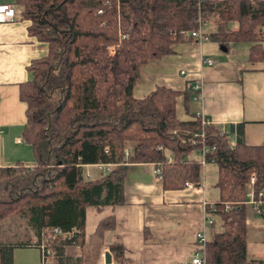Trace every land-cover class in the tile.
Wrapping results in <instances>:
<instances>
[{
    "label": "trees",
    "instance_id": "16d2710c",
    "mask_svg": "<svg viewBox=\"0 0 264 264\" xmlns=\"http://www.w3.org/2000/svg\"><path fill=\"white\" fill-rule=\"evenodd\" d=\"M17 18L30 22L31 36L48 45L32 60L29 80L20 85L27 104L24 139L35 166L0 170V221L28 207L39 234L47 227L71 233L56 244L78 245L87 259L86 209L120 205L124 164H163V187L202 183V161L191 159L207 148L206 161L218 165L216 213L224 230L207 244L208 264H255L247 254V189L255 176V199L264 217V142L247 145L242 125L233 130L234 147L218 125L199 118L181 120L180 91L159 86L144 98L134 89L139 68L172 52L174 42L192 41L200 21L211 22V38L221 43H252L251 61L264 59V0H16ZM102 10V13H99ZM236 22L233 29L228 22ZM114 46L112 54L109 47ZM204 131L205 140L197 134ZM130 145V154L125 147ZM86 164H112L97 180H85ZM226 204L232 208L227 209ZM116 225L113 216L98 224L95 236ZM54 243V244H55ZM13 247L0 244V264H13ZM115 264H124L121 245H112Z\"/></svg>",
    "mask_w": 264,
    "mask_h": 264
},
{
    "label": "crops",
    "instance_id": "0c3cea01",
    "mask_svg": "<svg viewBox=\"0 0 264 264\" xmlns=\"http://www.w3.org/2000/svg\"><path fill=\"white\" fill-rule=\"evenodd\" d=\"M1 2L16 6L8 0ZM29 26V21L17 17L12 23L0 24V170L36 163L33 147L23 136L27 104L20 97V85L31 77L28 66L32 60L48 54V45L31 36ZM236 26V22L227 23L230 29ZM216 29L210 22L209 30L213 33ZM251 45L221 43L212 38L203 43L174 42L171 53L140 66L134 96L144 98L159 86L180 91L176 106L181 120H193L203 112L211 124L226 132L232 147L238 139L233 125L235 128L242 125L247 145H260L264 142V59H249ZM205 58L212 59L213 64L205 63ZM198 81L203 83L200 92L193 89ZM193 153L196 157L190 156L191 159L204 162L201 150ZM205 163H202V187L169 190L155 173L154 163L126 162L124 203L90 205L86 209L85 242L94 245L96 251L87 259L76 245L84 254L83 260L108 264L105 254L109 251L112 258L109 264H115L111 246L121 245L124 264H191L197 233L205 228L210 240L224 230L214 209L220 199L216 187L218 165L214 161ZM110 170L100 164H86L83 176L85 180H97ZM245 208L248 257L255 264H264V217L248 203ZM111 216L116 225L105 230L100 243L95 236L98 224ZM207 216L214 220L213 225L205 224ZM14 224L10 218L0 222V244L13 247V264H40L41 251L33 244L39 239L37 230L31 224L32 233L20 239L13 231L19 224Z\"/></svg>",
    "mask_w": 264,
    "mask_h": 264
},
{
    "label": "built area",
    "instance_id": "2783aa9c",
    "mask_svg": "<svg viewBox=\"0 0 264 264\" xmlns=\"http://www.w3.org/2000/svg\"><path fill=\"white\" fill-rule=\"evenodd\" d=\"M99 13H102V10H99ZM17 17V8L14 4H7L3 3L0 0V24L2 23H12L16 20ZM209 22H203L200 21V26L198 29H195L191 32L188 33L192 37V39L196 42L203 43L206 41L211 40V34L212 32L209 30ZM110 53L115 52V47L110 46L109 47ZM205 63L207 64H213L212 59L210 58H205ZM183 74H185V71H182ZM203 83L201 81L196 82V84L193 86V89L195 91L200 92L202 90ZM197 118H199L202 122V125L208 126L211 123L209 120L206 118L205 114L203 112H199L197 114ZM223 132H225L223 130ZM226 133V132H225ZM198 136H201L203 140H205V133L202 131L201 133L197 134ZM125 152L127 155L130 154V147L126 146L125 147ZM203 155L205 156L207 152V148H204L201 150ZM206 162L204 158L203 164ZM155 164V173L159 176V178L163 179V171L164 167L163 164L161 163H154ZM112 164H100V166H104L110 170ZM255 181V176H252L251 182L248 185L247 189V203L252 205L253 208L258 212L261 213V201L255 199V192L253 189V184ZM185 186L187 187H192V188H200L202 187V183L200 185H197L193 182H186ZM264 194L263 191L260 192V195L262 196ZM227 209H231L232 205L231 204H226ZM214 209L216 211V204H214ZM205 224L207 225H213L214 220L207 216L205 219ZM66 235H71V233L64 232L62 228L60 227H47L43 230L42 235L40 239L36 240L33 244L36 245L40 251H41V257H40V264H52V258L54 256V249L53 245L61 237H65ZM209 242V237L206 234L205 228L201 229L197 233V248L192 256L191 259V264H208L207 263V244Z\"/></svg>",
    "mask_w": 264,
    "mask_h": 264
},
{
    "label": "rangeland",
    "instance_id": "374dc122",
    "mask_svg": "<svg viewBox=\"0 0 264 264\" xmlns=\"http://www.w3.org/2000/svg\"><path fill=\"white\" fill-rule=\"evenodd\" d=\"M8 1L16 2V0H8ZM130 144L131 143L128 144L129 147L131 146ZM191 157L195 158L196 154L192 153ZM7 218L13 220V223H15L14 225L19 224L18 228L13 227L14 228L13 231L17 232L16 234L19 236L20 239H26L28 234L32 233L31 222H30V209L28 207H23L14 213H11ZM30 240L31 239H29L28 242H30ZM66 245L69 246L64 248L60 243L58 244L55 243L53 245L54 256L52 258V264H91L90 260L87 261L83 260L81 254L82 256H84V254L83 252L80 251V249H78V247H76L75 244H66ZM95 251L96 250L94 248H91L90 254H94Z\"/></svg>",
    "mask_w": 264,
    "mask_h": 264
},
{
    "label": "water",
    "instance_id": "95a60500",
    "mask_svg": "<svg viewBox=\"0 0 264 264\" xmlns=\"http://www.w3.org/2000/svg\"><path fill=\"white\" fill-rule=\"evenodd\" d=\"M105 259H106V262L109 264V263H112V258H111V254L110 252H106L105 254Z\"/></svg>",
    "mask_w": 264,
    "mask_h": 264
}]
</instances>
